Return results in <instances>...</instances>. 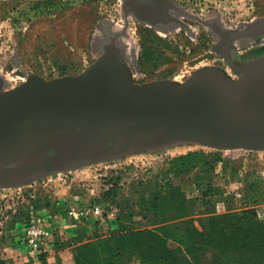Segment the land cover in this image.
Here are the masks:
<instances>
[{
    "label": "rangeland",
    "instance_id": "1",
    "mask_svg": "<svg viewBox=\"0 0 264 264\" xmlns=\"http://www.w3.org/2000/svg\"><path fill=\"white\" fill-rule=\"evenodd\" d=\"M173 1L181 8L179 21L166 29L132 14L126 17L123 0H0V75L7 82L5 89L31 73L50 79L82 71L99 55L102 40L116 33L125 39L135 82L183 81L199 67L224 64L214 50L217 37L202 19H220L234 28L264 16V0ZM75 8H80L82 20ZM81 30L85 34L79 37ZM244 42H237L233 58L249 59L264 51L258 38ZM189 151L204 153L207 163L173 168L174 158ZM211 186L213 212L197 199ZM96 207L112 208L114 215L72 214ZM148 212L155 214L153 223L145 220ZM145 227L157 228L173 245L181 238L200 247L214 233L223 235L216 244L232 253L222 254L217 247L211 262H205L207 247L196 249L201 264H225L224 258L232 264L261 262L264 251L248 245L264 230V150L181 143L0 187V264H76L78 253L106 256L119 244L111 242L112 236ZM29 228L48 230L51 238L30 246L25 241ZM117 248L127 255L122 246ZM244 258L247 262L237 261Z\"/></svg>",
    "mask_w": 264,
    "mask_h": 264
},
{
    "label": "water",
    "instance_id": "2",
    "mask_svg": "<svg viewBox=\"0 0 264 264\" xmlns=\"http://www.w3.org/2000/svg\"><path fill=\"white\" fill-rule=\"evenodd\" d=\"M124 2L126 17L150 24L159 18L156 0ZM220 34L253 41L264 35V16ZM120 39V33L108 35L99 55L76 74L31 73L8 89L0 75V187L181 143L264 150V54L243 61L226 56L236 77L208 65L183 81L137 83Z\"/></svg>",
    "mask_w": 264,
    "mask_h": 264
},
{
    "label": "trees",
    "instance_id": "3",
    "mask_svg": "<svg viewBox=\"0 0 264 264\" xmlns=\"http://www.w3.org/2000/svg\"><path fill=\"white\" fill-rule=\"evenodd\" d=\"M206 159L207 157L204 153L199 151H189L186 154L176 156L172 167L178 169L190 168L196 166L198 163L206 164ZM213 187L214 186H211L210 188L205 189V192L200 191L197 196L202 207L207 208L209 206L208 208L211 210L214 208L212 196L215 195V192ZM144 217H146L145 220L148 223H153L156 219L155 214L150 212ZM186 231H189V229ZM211 232L212 231L208 232V234H211ZM214 234L216 235L213 238H209L204 246H194L191 241L190 243L185 242L181 238L173 240L178 243L177 245H173L169 242L171 239L163 237L157 228L152 229V227H145L136 232L124 233L120 236H112L110 238L112 243H119L118 246H122L126 249V256L121 255L119 248H117L118 246H116L115 252L103 257L96 255L93 251H91L87 257H84L83 253L80 252L78 253L76 264H201V260H199L194 252L196 249L204 250L207 247L206 252L210 251L212 257L215 256L214 249H217V247L221 248L220 252L222 254L232 253L231 248H228L227 246L220 247L219 244H216V240L218 239L220 242L222 241L220 237L224 238V236L218 235L217 233ZM258 238L259 240H251L254 244H249L248 247L255 251H264V230L259 232ZM196 244H199V242ZM245 246L246 245L243 244V247ZM133 255L137 259H134ZM120 257H122V259H120ZM225 260L226 259L224 258L223 262L225 264H232ZM237 261L244 263L247 262L245 258ZM259 262L260 261L255 262L251 260L250 264H264V258L260 263Z\"/></svg>",
    "mask_w": 264,
    "mask_h": 264
},
{
    "label": "flooded vegetation",
    "instance_id": "4",
    "mask_svg": "<svg viewBox=\"0 0 264 264\" xmlns=\"http://www.w3.org/2000/svg\"><path fill=\"white\" fill-rule=\"evenodd\" d=\"M125 1L128 2L129 0H125ZM170 1L174 2L176 4V6L180 8L179 4H177L175 1H173V0H170ZM124 4H125V2L123 0V5ZM155 7L158 10L159 18L157 20L155 19L156 21H153V23H152L153 26H155V27H161V28H166L167 29L171 24H173L172 22L169 21L168 14H172V15H175L176 16V13L177 12L175 13V12H173V10H170V7H169L168 3L165 2V0H156ZM186 13L188 14L189 12H186ZM129 14H127V15H129ZM202 20H203V24H205L206 26H208L209 29H210V31L213 34H215V36L217 37V42H216V45L214 47L217 50L218 54H220V56H222V58L224 60V64H220V65H216V66L224 69L226 72L228 71V68H227V66H228L229 69L232 72H234L231 69V67L229 66V64L226 61V58L225 57L226 56H231L232 59L240 60V59H238L236 57L235 58L232 57L233 53H236L238 51L237 50V47H238L237 42L240 41V40H238V41H231L227 36L221 35L220 34V30L221 29H236V28L242 29L247 22H245L244 24H242L241 27L231 28V27L224 26L223 23H222V21L220 19L219 20H217V19H214V20L213 19H202ZM258 41H260V42H258L259 45H264L263 44L264 43V35L259 36L258 37ZM244 43H248V42L245 41ZM261 54H264V51L262 53H260V54H257L256 56L261 55ZM243 60H248V59H242L241 61H243Z\"/></svg>",
    "mask_w": 264,
    "mask_h": 264
},
{
    "label": "built area",
    "instance_id": "5",
    "mask_svg": "<svg viewBox=\"0 0 264 264\" xmlns=\"http://www.w3.org/2000/svg\"><path fill=\"white\" fill-rule=\"evenodd\" d=\"M74 3H77V1H83V0H72ZM36 2H30V6L33 7L35 6ZM61 5V3H60ZM41 8V7H39ZM103 213H106L107 216H113L114 211L112 208L106 209L105 207H96L93 209H88V208H79L78 210H73L72 214L75 218H80V217H86L90 214H95V215H100L103 216ZM50 239L51 238V233L48 230H43V229H28V236L27 239L25 240L27 244L33 247H39L43 242H40L43 239Z\"/></svg>",
    "mask_w": 264,
    "mask_h": 264
},
{
    "label": "crops",
    "instance_id": "6",
    "mask_svg": "<svg viewBox=\"0 0 264 264\" xmlns=\"http://www.w3.org/2000/svg\"><path fill=\"white\" fill-rule=\"evenodd\" d=\"M82 8H83V7H82ZM78 9H80V8H77V9L75 8V9H74L75 14H76V12L78 11ZM77 14H80V15H81V16L78 17L79 19H81V18H82V13H80V12L78 13V12H77ZM81 20H82V19H81ZM75 33L77 34V31H76ZM83 33L85 34V31H82V30H81V31L79 32L78 36H79V37H82V36H83ZM205 255H206V258H205L204 260H202V261H205V262H211V260H212V253L206 252Z\"/></svg>",
    "mask_w": 264,
    "mask_h": 264
},
{
    "label": "bare ground",
    "instance_id": "7",
    "mask_svg": "<svg viewBox=\"0 0 264 264\" xmlns=\"http://www.w3.org/2000/svg\"><path fill=\"white\" fill-rule=\"evenodd\" d=\"M124 40H125L124 38H121L120 39V41H121L120 44L122 43V52L124 53L126 62L129 63L130 60H129L128 56H127V50H126V47L124 45ZM5 85H7V82H5Z\"/></svg>",
    "mask_w": 264,
    "mask_h": 264
}]
</instances>
